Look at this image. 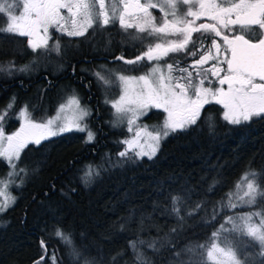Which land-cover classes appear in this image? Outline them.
Here are the masks:
<instances>
[{
    "label": "trees",
    "instance_id": "trees-1",
    "mask_svg": "<svg viewBox=\"0 0 264 264\" xmlns=\"http://www.w3.org/2000/svg\"><path fill=\"white\" fill-rule=\"evenodd\" d=\"M6 24L7 14H0V26ZM16 40V36L0 33V65L5 69L10 63L17 69L25 65L30 68L26 72H0V102L15 98L14 108L26 103L33 119L41 120L54 112L60 88L68 85L81 94L91 109L88 126L96 136L93 142L86 143V132L73 130L40 145L29 144L22 151L19 165L27 169L28 175L17 190L15 204L0 214V264H35L41 256L42 264H51L53 253L56 264H76L70 249L55 236L56 228L72 234L82 253L79 264H84V258L112 264L111 257L117 253L123 255L115 264H135L128 247L130 241L138 236L145 241H163L166 234L177 229L170 237L172 244L158 245V253L147 247L142 251L151 264H178L175 253L191 247L192 251H182L179 259L196 264L200 258L196 246L210 244L211 234L221 224L230 225L225 223L228 217L264 211V200L259 198L252 207L221 210L220 206L221 201L228 202L227 194L234 191L245 171L264 173V116L232 125L222 118L221 106L208 105L196 125L169 135L152 159L144 157L112 167L107 158L115 164L117 154L125 147L119 142L127 131L111 125L112 106L106 103L102 84L93 73L104 47L98 51L93 45L72 42L62 47L63 53L57 56L54 66L34 68L35 62L47 55L38 57L24 41L21 46ZM46 108L48 112L43 113ZM14 115L12 110L7 118L9 130L17 124ZM162 115L163 111L155 109L149 117L155 121ZM210 122L214 127H209ZM87 165L102 166L99 177L89 184L81 179ZM8 172V163L0 158V177ZM213 181L218 183L209 193L207 189ZM259 183L264 187V178ZM185 192L187 211L201 201L208 203L195 215L185 216L181 225L165 210L170 209V196H184ZM181 215H185L184 211ZM228 234L230 242L243 240L242 245L252 256L261 259L246 262L264 264V249L258 241L239 231Z\"/></svg>",
    "mask_w": 264,
    "mask_h": 264
},
{
    "label": "snow or ice",
    "instance_id": "snow-or-ice-1",
    "mask_svg": "<svg viewBox=\"0 0 264 264\" xmlns=\"http://www.w3.org/2000/svg\"><path fill=\"white\" fill-rule=\"evenodd\" d=\"M180 5L187 6V10L181 12ZM151 9H158L162 13L159 23ZM15 12L18 14H14ZM5 13L7 24L0 26V33L27 37L32 51L44 56L61 54L60 40L54 39L50 30L67 37H82L89 29H104L118 22L124 31L136 28L138 32H147L148 36L161 41L149 45L147 51L135 59L117 57L128 65H135L143 60L151 62L152 67L143 75H114L104 66H100L94 73L97 81L106 87L119 82L122 94L118 99L106 103L112 104L119 121L126 122L127 130L132 134L130 138L119 142L125 147L117 154L115 164L110 157L107 158L112 167L144 157L152 159L159 151L162 140L196 125L207 104L214 102L221 105L222 118L232 125H240L254 117L264 116V0H161L160 3L152 0H14L13 3L0 0V14ZM202 18L211 22L197 24ZM194 33L200 35L194 39ZM213 34L220 39L213 38ZM208 39L211 43L205 46L204 41ZM49 41H53L51 46ZM177 53L193 58L199 55V58L185 68L179 66L180 61L161 66L162 60ZM209 61H212L211 65L205 68L204 65ZM29 68V65H25L17 69L10 63L7 69L0 65V72H26ZM189 68L195 70L196 83H193V72ZM175 72L180 75H173ZM213 79L216 86H213ZM206 81L208 86H205ZM14 105L15 98L0 110V158L10 168L6 178L0 177V213L6 212L16 202V197L9 192L10 186L20 187L24 182L21 174L28 175L27 169L18 168L17 162L29 144L40 145L42 141L73 130L86 132V143L93 142L96 136L87 123L91 111L81 105L75 93L59 105L55 116L41 121L33 119L29 106L24 105L16 113V119L21 121L20 127L7 134L5 120L9 118ZM151 108L162 109L166 113L164 121L151 127L138 123L140 117L146 115ZM69 112L71 116L68 115ZM209 127H214V124L210 122ZM101 170L102 166L87 165L81 179L89 184L99 177ZM17 177H20L19 184L16 183ZM262 178L264 173L251 169L245 171L234 185V191L227 194L228 202H220L221 210L235 209L240 205L252 207L257 204L258 198L264 200V187L259 183ZM217 183L213 181L207 191L212 192ZM185 196L187 192L184 196H170V209L165 210L175 216L181 225L185 216L195 215L208 203L201 201L191 211H187ZM182 211L184 216L181 215ZM216 214V209H213L212 219H215ZM253 217L260 219L257 223H251ZM143 219L142 217L141 222ZM236 219L246 223L238 227L230 216L225 223L232 224V229H225L224 224H221L220 229L211 234L210 244L196 246L200 253L196 264H240L237 251L227 238L222 240L223 247L216 242L221 240V233L224 232L239 231L264 247V211L250 212ZM121 231H124L123 225ZM176 232L177 229H172L163 241H145L139 236L130 241L128 247L132 251L135 264H151L142 249L147 247L158 253V245L162 247L164 244H172L170 237ZM55 236L70 249V254L76 264H79L82 253L76 248L72 234L56 228ZM41 246L46 253L43 241ZM182 251L192 249L188 247L175 253L178 264H191L179 259ZM120 255L123 253L111 257L112 264H115ZM43 260L44 257L41 256L35 264H42ZM56 260L53 253L51 264H56ZM84 264L97 262L95 258H84Z\"/></svg>",
    "mask_w": 264,
    "mask_h": 264
},
{
    "label": "flooded vegetation",
    "instance_id": "flooded-vegetation-1",
    "mask_svg": "<svg viewBox=\"0 0 264 264\" xmlns=\"http://www.w3.org/2000/svg\"><path fill=\"white\" fill-rule=\"evenodd\" d=\"M142 2H144V0H142ZM152 2L160 3L161 0H152ZM166 10L170 11L169 9H166ZM179 10L181 12H184L187 10V6L180 5ZM151 11H152V14L157 18V23H159L162 17V13H160L158 9H151ZM203 22H211V21H207V18H202L201 20H198L196 23L199 24ZM50 31H54L52 34L54 39L58 38L60 40L62 53H63L62 47L69 45L72 42H77V43L83 42L88 47H91L93 45L95 49L96 47H98L97 50H101L102 48L100 47H104L100 51L102 52L101 57H100L101 59L100 63L108 62V64H116V66H119L123 69L122 70L123 72L128 73V76H135V74L133 73H137V72L138 73L142 72V74L147 73L152 67V63L148 62L147 60H143L138 64L128 65V64H125L124 61L118 60L117 57L123 56L125 60L135 59L136 56L141 55L143 52L147 51V48L149 45H154L155 43L161 42L158 39L148 36L147 32H144V33L138 32L136 28H130L127 31H124L121 29L118 22H116L115 24H110L106 26L104 29H99V28H96L95 30L89 29L88 32L85 34V36H82V37H67L66 35H60L56 33L55 30H50ZM199 35H200L199 33H194L193 38L195 39ZM16 37H18V40H16V42L18 41V44L22 46V44L25 43V45L29 47L27 43V39H28L27 37H20V36H16ZM22 38L24 40H22ZM213 38L217 40L220 39L218 37H214V34H213ZM22 41L24 42L22 43ZM16 42H13V43H16ZM210 43H211L210 39L204 41L205 46L210 45ZM23 49H21L19 53H21ZM54 54L52 53L51 55L53 57L58 58L57 55L56 54L54 55ZM42 56L43 55H38V57H42ZM48 56L49 55H47V57ZM110 56H113V57H110ZM198 58H199V55L193 58V57H185L183 54H180V53L170 54V56L162 60L160 64L163 67L165 63H173L174 61H180L179 66L181 68H185L191 65L194 59H198ZM211 63L212 61H209V63L204 65V67L205 68L209 67ZM97 66L98 65H96V67ZM189 71H192L194 73V76H196L194 69L189 68ZM73 73H75V70H73ZM173 75H180V73L175 72L173 73ZM196 82H197V78L194 77L193 83H196ZM205 86H208L207 81L205 82ZM213 86H216L214 79H213ZM11 101L12 100L10 98L9 100L7 98L4 100H1L0 110L4 109ZM214 104L216 103L213 102V103L205 105L201 111V114L206 106L214 105ZM24 105H26V103H21L20 107L13 109L14 112L15 113L19 112L20 108L23 107ZM216 105L221 106L219 104H216ZM16 122L17 124L14 126L13 130L8 129V126H10L11 123L6 125V129L8 132L10 133L15 132L20 127L21 121L17 119Z\"/></svg>",
    "mask_w": 264,
    "mask_h": 264
},
{
    "label": "rangeland",
    "instance_id": "rangeland-1",
    "mask_svg": "<svg viewBox=\"0 0 264 264\" xmlns=\"http://www.w3.org/2000/svg\"><path fill=\"white\" fill-rule=\"evenodd\" d=\"M8 2H9V3H13L14 0H8ZM5 14H6V13H5ZM14 14H18V12H15ZM51 32H52V34H53L54 31H51ZM52 43H53V41H49L50 46H51ZM98 51H99V50H98ZM98 51H97V52H98ZM99 53L101 54L100 51H99ZM56 62H57V58H56V57H53L52 55H50V56H48L46 59L44 58V59H39V61H36L35 64H34V68H38V66H39V68H51L52 66H54L53 64H55ZM100 66H104L105 68L110 69L111 72H112L114 75H117V74H118V75H124V74H125V76H128V73L123 72V71H122L123 69H122L121 67L116 66V64H108V62H103V63L98 64V66L96 67V69H95V71H94L93 73H95L96 71H98V70L100 69ZM133 74H135V76L143 75L142 72H141V73H138V72H137V73H133ZM101 84H102V83H101ZM102 88H103V94H104V99H105V101H111V100L118 99L119 96L122 94V87L119 85V82H117L116 84H114V85H112V86H108V87H106L105 85L102 84ZM73 93H75V94L79 97L80 102H81V105L87 107V108L91 111V109L89 108V106L83 102L81 94H80L78 91H74L71 87H69V86L67 85V86H65V87H61V88H60V92H59L60 97H59L56 101H54L55 103H57V106H56L54 112H52V114L47 115V116L44 117V118L55 116V115L57 114V109H58L59 105H60L61 103H64L65 100H66V98H67L68 96L72 95ZM108 104H110V106H112L111 103H108ZM48 109H49V108H46V109L43 111V113H44V112H48ZM153 110H155V108H151V109H149V110L147 111V114H146V115L140 117V120L138 121V123L146 124V125H149L150 127L153 126V125H159V124H161V123L164 121L165 117H166V113H165L162 109H160L161 111H163V115H162V117H161L160 119H158V120L152 121V119H151L149 116H150V114H151V112H152ZM17 113H18V112H17ZM68 115L71 116V113L69 112ZM14 117H16V113H15ZM44 118H42V119H44ZM111 118H112V119H111V122H112L111 125H112L113 127H116V128H124L125 131H127L126 136L124 137V139H128V138H130L132 134H131L130 132H128L126 122H125V123H121V122L119 121V118L116 116V114H115V109H114L113 107H112V116H111ZM42 119H41V120H42ZM88 119H89V117L87 118V123H88ZM41 120H37V121H41ZM150 120H151V121H150ZM7 121H8V119L5 120V132H6L7 134H11V133L8 132L7 129H6ZM114 125H115V126H114ZM91 130H92V129H91ZM65 133H66V132H65ZM62 134H64V133H62ZM51 138H52V137H51ZM49 139H50V138H49ZM162 141H163V140H162ZM162 141H161V143H162ZM161 143H160V145H161ZM17 163H18V168H25V167H21V166L19 165V161H18ZM25 169H26V168H25ZM9 171H10V168H9ZM21 177H22L23 180H24V182H23V184H24L27 176H24L23 174H21ZM3 178H6V175L3 176ZM19 182H20V177H17V178H16V183L19 184ZM23 184H21L20 187H21ZM20 187L17 188V187H15V186H10V188H9V192H10V194H11L12 196H15V197H16V200H17V198H18L17 190H18ZM240 206H243V205H240ZM245 206H247V205H245ZM0 214H2V213H0ZM246 214H248V213H240V214H238V217H244V216H246ZM233 218H234V217H233ZM236 218H237V217L234 218L233 222H238L240 225L246 223L244 220H240V219H236ZM259 219H260L259 217H253V220L251 221V223H257V222L259 221ZM240 225H239V226H240ZM232 227H233V226H232ZM225 229H229V230H230V229H231V224H230L229 226H225ZM234 233H236V232H234ZM229 236H231V235L228 234V232H224V233H222L221 240H218V241H216V242L219 243L221 247H223L224 244L222 243V240H223L224 238H228V239H230ZM230 240H231V239H230ZM211 242H212V241H211ZM211 242H210V243H211ZM231 243L234 245V250L237 251V259L240 260V264H250V263H248V261L246 262V260H261V259H259V258L256 257V256L253 257V256H252V252L249 251V250L247 249L246 246L242 245V244H244V241H243V240L240 239L239 241H236V240L233 239V241H232ZM258 243H259V242H258ZM259 245H260V244H259ZM262 248L264 249V247H262Z\"/></svg>",
    "mask_w": 264,
    "mask_h": 264
}]
</instances>
